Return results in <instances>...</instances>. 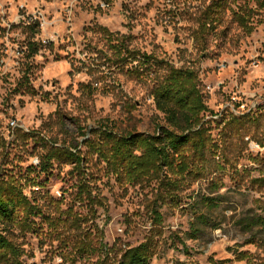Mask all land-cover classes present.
Returning a JSON list of instances; mask_svg holds the SVG:
<instances>
[{"label": "rangeland", "instance_id": "rangeland-1", "mask_svg": "<svg viewBox=\"0 0 264 264\" xmlns=\"http://www.w3.org/2000/svg\"><path fill=\"white\" fill-rule=\"evenodd\" d=\"M210 2L0 0V177H15L38 207L30 227L11 237L22 264H98L97 254L82 256L74 242L126 248L148 237L156 241L150 264L264 263V7L232 4L202 50L195 32ZM240 5L251 10V29L235 18ZM28 15L41 23L40 51L31 58L17 26ZM102 28L127 38L131 49L197 71L210 109L209 144L190 174L120 183L88 156L84 141L101 124L154 134L164 123L150 82L127 74L131 64H115ZM50 142L89 157L83 170L94 173L93 202H80L83 172L71 159L43 170Z\"/></svg>", "mask_w": 264, "mask_h": 264}, {"label": "trees", "instance_id": "trees-1", "mask_svg": "<svg viewBox=\"0 0 264 264\" xmlns=\"http://www.w3.org/2000/svg\"><path fill=\"white\" fill-rule=\"evenodd\" d=\"M238 1L240 0H211L201 15L195 32L196 43L202 50L205 48L207 36L215 32L225 12ZM255 1L264 7V0ZM250 11L240 5L239 11L234 13L236 20L244 28L251 29ZM17 26L22 27V33L26 36V56L31 58L38 54L40 42L37 35L41 32L39 19L28 15L26 20H21ZM102 30L114 50L115 64H131L127 74L150 82V94L157 109L164 114V123L156 125L154 134L120 133L115 130L113 123L101 124L92 129L91 136L84 141L88 156L96 155L100 162L106 164L108 173L114 175L120 183L143 184L150 179L159 178L164 173L174 176L190 174L194 170L196 160L204 158L209 144L206 116L210 109L197 71L190 66L177 67L165 59H159L153 53L131 49L127 38L115 37L116 35L106 28ZM129 60L132 63H129ZM27 90L33 95L38 93L32 86H27ZM83 135L87 136L88 133ZM56 142H50L47 146L48 152L41 160L43 170H47L53 160L63 157L71 159L76 163L75 168L83 172L78 183L80 202H93L90 186L94 173L83 170L89 157L83 155L78 146L72 148L57 145ZM174 184L175 181L170 178L166 186L172 187ZM203 202L216 207L213 199L206 198ZM152 212L155 223L161 225L163 215L158 210L157 203ZM37 214L38 207L31 202L21 182L15 177H0V261L22 264L19 259L21 250L11 237L16 228L30 227L31 218ZM155 242L153 238L148 237L133 247L123 248L119 243L112 246L101 244L96 247L89 238H82L74 242V247L82 256L97 254L98 264L116 261L118 264H150L154 256ZM210 264L224 263L212 259Z\"/></svg>", "mask_w": 264, "mask_h": 264}]
</instances>
